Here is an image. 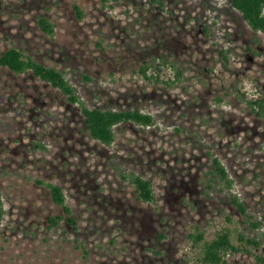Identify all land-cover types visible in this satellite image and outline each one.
<instances>
[{
    "label": "rangeland",
    "instance_id": "obj_1",
    "mask_svg": "<svg viewBox=\"0 0 264 264\" xmlns=\"http://www.w3.org/2000/svg\"><path fill=\"white\" fill-rule=\"evenodd\" d=\"M230 2L0 0V51L15 46L63 70L91 108L155 119L117 125L105 145L58 89L0 67V264H199L188 234L198 228L210 239L223 227L235 241L239 231L257 239L253 251L264 254V118L247 104L264 88V34ZM40 16L56 23L53 36L39 29ZM169 63L182 71L171 87L139 71L172 79ZM208 151L233 178L231 190L213 182ZM130 171L152 181L153 203L136 199L120 176ZM37 180L63 188L76 230L65 220L48 227L61 210Z\"/></svg>",
    "mask_w": 264,
    "mask_h": 264
},
{
    "label": "trees",
    "instance_id": "obj_2",
    "mask_svg": "<svg viewBox=\"0 0 264 264\" xmlns=\"http://www.w3.org/2000/svg\"><path fill=\"white\" fill-rule=\"evenodd\" d=\"M230 3L241 13L243 19L253 31L264 34V0H231ZM73 7L81 19L84 16L82 9L76 3ZM37 24L43 33L49 36L54 35L56 23L51 21L49 17H38ZM169 64L175 70V77L172 79L161 80L159 75L147 74V65H142L139 71L145 79L149 81L155 79L157 82L162 81L171 87L180 80L182 71L176 68L174 64ZM0 67L7 68L16 74L30 73L33 77L58 89L69 103L79 106L90 137L105 145L113 143L115 140V127L119 124L133 123L139 126H151L155 124V119L150 113L143 112L137 108L120 110L89 107L80 97L76 87L65 76L63 70L35 60L30 54L18 47L11 46L0 51ZM83 78L89 79L88 76H84ZM247 104L252 112L264 118V88L258 87L257 94L253 98L248 99ZM36 146L44 148L42 144L36 143ZM207 154L211 157L213 167L211 173L213 177L211 178L213 182L218 185L221 191L231 190L234 187V180L227 171V168L221 159L211 151H208ZM120 176L133 186L136 199L152 203L156 200L155 191L150 179H146L141 174L132 171L120 173ZM37 182L43 183L47 187L52 202L61 210L60 213L46 217L48 227L53 228L60 221L65 220L73 230H76V218L72 215V208L66 201L63 188L53 182H44L42 180H37ZM230 202L248 220L253 229L260 227V222L252 215L245 201L237 194L231 195ZM5 212L6 209L0 189V224ZM188 238L197 247L195 261L199 264H264V254L254 253L253 251L255 247L259 246V241L255 238H249L241 231L236 233V241L229 227H223L210 239L206 238L204 232L199 231L197 228L188 234ZM78 246L86 255L87 250L84 244L81 243ZM237 253L253 255V260L249 262H234L229 256Z\"/></svg>",
    "mask_w": 264,
    "mask_h": 264
}]
</instances>
